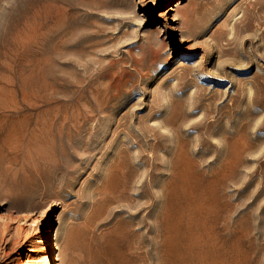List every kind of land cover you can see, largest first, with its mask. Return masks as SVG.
<instances>
[{
    "label": "rangeland",
    "instance_id": "374dc122",
    "mask_svg": "<svg viewBox=\"0 0 264 264\" xmlns=\"http://www.w3.org/2000/svg\"><path fill=\"white\" fill-rule=\"evenodd\" d=\"M47 263L264 264V0H0V264Z\"/></svg>",
    "mask_w": 264,
    "mask_h": 264
},
{
    "label": "bare ground",
    "instance_id": "6f19581e",
    "mask_svg": "<svg viewBox=\"0 0 264 264\" xmlns=\"http://www.w3.org/2000/svg\"><path fill=\"white\" fill-rule=\"evenodd\" d=\"M87 120H88V118H87ZM82 123V122H81ZM142 221V220H141ZM161 235V234H160ZM178 252V251H177ZM176 256V255H175ZM48 264V263H47ZM159 264H162V263H159ZM164 264V263H163Z\"/></svg>",
    "mask_w": 264,
    "mask_h": 264
}]
</instances>
